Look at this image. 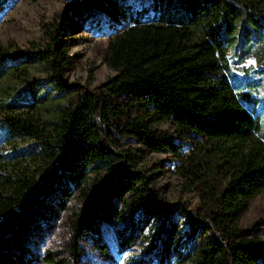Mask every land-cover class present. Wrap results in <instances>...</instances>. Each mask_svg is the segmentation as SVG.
<instances>
[{"label":"trees","instance_id":"obj_1","mask_svg":"<svg viewBox=\"0 0 264 264\" xmlns=\"http://www.w3.org/2000/svg\"><path fill=\"white\" fill-rule=\"evenodd\" d=\"M90 1L78 0L69 9L80 17ZM94 1L117 9L122 0ZM171 1L174 21L133 22L108 40L105 63L114 75L103 84L105 94L89 100L81 95L46 117L35 105L36 96L25 108H15L11 93L0 90V126L6 137L32 141L27 164L14 159V168L7 170L8 158L0 156V264L26 262L21 237L42 202L53 197L59 211L71 193L82 195L73 220L77 230H91L98 219L116 217L117 205L121 213L139 209L146 218L159 216L166 207L135 169L137 150L116 149L119 138L129 137L153 152H175L168 136L151 129L157 121L172 124L178 136L211 144L228 168L221 188L203 189L196 237L208 236L188 249L191 264H264L261 242L242 237L237 227L250 200L264 189V138L256 137L257 114L243 105L258 99L235 91L220 73L226 48L219 37V24L233 6L264 23V0ZM60 25L49 26L43 48H0V79L5 74L26 81L33 66L43 65L50 86L60 92L69 65L59 44ZM35 87L29 88L32 95L41 86ZM135 108L138 114L118 122L123 111ZM45 263L53 260L47 257Z\"/></svg>","mask_w":264,"mask_h":264},{"label":"rangeland","instance_id":"obj_2","mask_svg":"<svg viewBox=\"0 0 264 264\" xmlns=\"http://www.w3.org/2000/svg\"><path fill=\"white\" fill-rule=\"evenodd\" d=\"M77 1L0 0V48L7 51L43 48L49 26L61 23L59 44L69 62L62 73L60 92L50 86L49 73L43 65L33 66L26 81L2 74L0 90L11 93L14 107L25 108L36 96L35 105L49 117L81 95L89 100L105 94L103 84L114 75L105 63L108 40L133 22L161 23L175 19L174 10L169 7L171 0H166V5L162 0H122L117 9L92 0L80 17L69 9ZM242 11L233 6L219 24V37L226 48L220 73L235 91H247L251 98L258 99L243 105L250 113L257 114L260 129L256 137L262 139L264 23L261 18L247 17ZM36 84L41 87L32 95L29 88ZM104 99L116 103L121 97ZM3 111L0 107V117ZM139 112V108L125 110L118 122ZM151 129L168 136L176 146L175 152H153L129 137L119 138L116 149L129 154L137 150L135 169L146 178L147 188L166 209L159 216L146 218L139 209L121 213L123 208L117 205L116 217L98 219L94 229L77 230L73 220L82 206V195L71 193L65 201L66 208L59 211L57 203L52 201L54 197L50 198L48 203L42 202L43 208L21 237L26 259L23 264H49L45 263L47 257L53 260L52 264H191L188 249L208 236L207 233L202 239L196 237L200 230L197 225L201 221L203 189L221 188L228 168L221 153L201 138L178 136L169 122H153ZM30 150V139L7 138L0 126V156L8 158L4 159L7 170L14 168V159L29 163ZM237 227L242 237L256 238L264 247V189L250 200Z\"/></svg>","mask_w":264,"mask_h":264}]
</instances>
